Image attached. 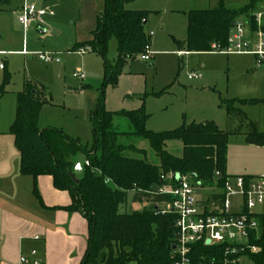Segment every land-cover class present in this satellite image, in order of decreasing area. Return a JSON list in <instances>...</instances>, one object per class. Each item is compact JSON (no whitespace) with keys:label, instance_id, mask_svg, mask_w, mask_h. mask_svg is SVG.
<instances>
[{"label":"rangeland","instance_id":"obj_1","mask_svg":"<svg viewBox=\"0 0 264 264\" xmlns=\"http://www.w3.org/2000/svg\"><path fill=\"white\" fill-rule=\"evenodd\" d=\"M11 1L0 5L3 8L0 9V160L7 162L10 168H17L19 153L9 131L16 116L17 95L29 81L38 87L45 86L47 103L42 107L39 126L56 127L79 139L83 145L91 146L92 116L103 91L104 61L95 51L87 50L81 54L72 50L76 44L93 39L97 17L103 11L104 3L103 0H30L54 15L46 16L42 25L31 26L25 33L18 22L23 0ZM223 1L229 8L251 3L250 0ZM220 2L134 0L132 5H126L151 11L147 29L154 32L151 38L154 56L150 61L137 59L129 62L118 85L106 87L105 105L108 110L122 112L138 109L144 104L150 115L146 127L155 132L205 120H218L224 131L240 127V133L229 136L226 173L230 176H264V147L248 143V126L237 120L229 124L226 110L220 106L221 100L264 99V69H258L255 58L250 55L204 52L182 56L179 53L186 49L178 47L172 38L186 39L190 10L212 9ZM154 10L158 13L154 14ZM43 30H46L45 34ZM24 50L26 54L22 53ZM38 52H58L62 62L45 64L36 55ZM117 53L118 42L113 37L108 51V59L112 63ZM77 70L86 74L84 80L73 76ZM194 72L202 77L190 80L188 76ZM6 73L9 74V82L1 93ZM235 105L264 132L262 104L235 102ZM112 126L122 132L132 129L129 120L118 115L113 117ZM121 142L146 149L147 159L152 163L159 162L147 140L125 136ZM166 149L181 156L183 145L180 141H169ZM63 151L69 159L66 146ZM77 158L74 159L75 164L83 167L85 157ZM212 187L197 189L198 194L204 196L214 189ZM134 196V192L128 193L120 212L151 210L149 202L135 201Z\"/></svg>","mask_w":264,"mask_h":264},{"label":"trees","instance_id":"obj_2","mask_svg":"<svg viewBox=\"0 0 264 264\" xmlns=\"http://www.w3.org/2000/svg\"><path fill=\"white\" fill-rule=\"evenodd\" d=\"M10 1L0 0V5ZM133 1L103 0L104 8L97 17L93 39L76 44L72 50L90 47L104 61L103 91L92 116L91 146L83 145L79 139L56 127L39 126L40 113L47 100L43 98L44 87L31 81L17 95L16 116L9 131L20 153V172L34 179L33 192L41 204L37 179L49 175L56 189L67 191L71 196V204L53 208L79 212L87 220L88 245L80 264H173L176 217L155 208L159 203L168 202L170 196L158 195L152 187L161 184V174L172 171L190 174L204 186H220L227 176L229 136L241 132L240 127L221 130L214 121L183 123L173 130L155 132L146 127L150 115L144 104L138 109L122 112L106 108V87L117 86L124 67L137 60L151 44L147 32L151 11L128 9L126 5ZM250 1L244 7L229 8L221 0L218 7L189 11L187 36L184 41H177L178 46L198 53L211 52L213 44L226 47L234 22L255 10L264 0ZM113 37L118 42V53L112 63L108 51ZM8 82L9 74L6 73L1 93ZM235 102L264 106V99H231L220 103L226 110L229 124L237 120L247 125V142L264 147V132ZM116 115L129 120L131 131L113 129ZM125 136L147 140L159 162H150L146 149L122 143L121 138ZM174 140L183 145L181 156L166 149L167 142ZM65 146L69 159L64 155ZM78 155H83L89 162L83 165L80 175L74 172V159ZM131 191H134L135 201L149 202L151 210L120 212ZM212 252L213 247L205 246L203 242L197 246L199 256H210ZM252 258L264 264L262 256Z\"/></svg>","mask_w":264,"mask_h":264},{"label":"built area","instance_id":"obj_3","mask_svg":"<svg viewBox=\"0 0 264 264\" xmlns=\"http://www.w3.org/2000/svg\"><path fill=\"white\" fill-rule=\"evenodd\" d=\"M47 15L54 13L39 8L30 0H23L18 22L26 33L31 25H41ZM243 16L245 18L234 22L228 45L221 48L213 44L211 52L249 54L255 58L256 67L264 69V1L251 14ZM87 50L91 48L80 47L77 52L84 54ZM187 53L181 51L179 54ZM36 55L45 64L61 62L58 52ZM152 57L150 44L138 59L150 61ZM73 76L80 80L86 78L81 70L75 71ZM201 77L198 72L188 76L190 80ZM160 180L157 191L153 192L168 195L170 200L157 204V210L176 217L173 264H259L252 256L264 258V176L227 175L220 186L213 185L214 189L204 196H200L197 189L205 186L190 174L172 171L161 174ZM201 242L213 247L210 256L197 255ZM25 262L26 258L22 257L20 264Z\"/></svg>","mask_w":264,"mask_h":264},{"label":"crops","instance_id":"obj_4","mask_svg":"<svg viewBox=\"0 0 264 264\" xmlns=\"http://www.w3.org/2000/svg\"><path fill=\"white\" fill-rule=\"evenodd\" d=\"M154 11V14L158 13ZM149 22L150 19L147 26ZM147 32L149 35L152 33V38L154 32L149 29ZM172 38L178 46L177 38ZM185 52L187 55L198 53ZM43 98H46L45 91ZM205 121H214L219 127L218 120ZM81 157L83 155L77 159ZM34 183L31 176L20 172V153L17 168H10L7 162L0 160V264H20L22 257L26 258L24 264H80L88 244L87 220L79 212L53 208L71 204V196L69 192L55 188L52 176L42 175L37 179L43 204L33 192Z\"/></svg>","mask_w":264,"mask_h":264},{"label":"water","instance_id":"obj_5","mask_svg":"<svg viewBox=\"0 0 264 264\" xmlns=\"http://www.w3.org/2000/svg\"><path fill=\"white\" fill-rule=\"evenodd\" d=\"M144 23L146 24V22H144ZM42 33L45 34L46 30H43ZM82 171H83L82 165L81 164H77L76 167H75V170H74L75 174L80 175L82 173ZM157 188L158 187L156 185L153 186L152 187V191H157ZM155 208L158 209V206L156 205ZM207 243L209 244L210 240H208Z\"/></svg>","mask_w":264,"mask_h":264}]
</instances>
